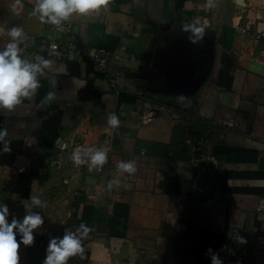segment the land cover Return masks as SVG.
I'll use <instances>...</instances> for the list:
<instances>
[{
	"label": "crops",
	"instance_id": "crops-1",
	"mask_svg": "<svg viewBox=\"0 0 264 264\" xmlns=\"http://www.w3.org/2000/svg\"><path fill=\"white\" fill-rule=\"evenodd\" d=\"M22 2L17 14L14 0H0V50L16 26L27 36L21 48L66 42L32 15L36 0ZM212 3L107 0L88 14H73L66 22L81 46L108 53L106 74L85 56L77 60V80L66 76L64 61L23 50L30 62L43 57L51 63L38 76L36 94L4 117L8 144L22 141L31 156L17 155L0 166V203L7 205L9 220L29 212L44 218L33 245L19 247L18 264H31L36 250L44 259L51 237L81 223L92 231L82 240L87 258L70 257L75 264H211L213 253L222 264L238 257L264 264V238L254 224L258 220L264 229V38L236 29L252 21L251 29L264 33V0ZM197 21L205 32L193 44L182 25ZM86 77L101 94L99 105L76 95ZM49 93L53 98L44 103ZM53 102L73 123L51 139L43 128L48 116L38 113ZM144 111L155 114L145 121ZM113 113L116 128L107 123ZM187 140L216 159L209 197L187 196L194 173ZM75 142L109 148L101 173L72 165ZM121 161H134L136 171H120ZM32 169L34 178L17 180ZM174 180L181 184L179 194L171 190ZM31 196L46 206L29 208ZM234 231L248 237L244 256L243 243L229 237Z\"/></svg>",
	"mask_w": 264,
	"mask_h": 264
},
{
	"label": "clouds",
	"instance_id": "clouds-1",
	"mask_svg": "<svg viewBox=\"0 0 264 264\" xmlns=\"http://www.w3.org/2000/svg\"><path fill=\"white\" fill-rule=\"evenodd\" d=\"M107 0H36L32 10L33 16H38L42 23L62 27L73 14L85 15L99 9ZM209 7L214 6L209 0ZM13 10L19 13L24 5L22 0H14ZM182 31L190 33L189 40L193 44L199 43L204 36L205 29L199 22H185ZM10 42L0 50V114L16 110L24 100L32 98L40 87L38 76L51 63L43 57H36V62H30L22 57L23 49L20 45L27 39L22 28L16 26L7 31ZM55 47V45H53ZM52 93L44 98V103L51 101ZM107 123L116 128L119 118L115 113L108 117ZM8 130L0 128V152H10L11 148L6 137ZM89 170L99 169L106 160L107 154L103 150L88 149ZM77 163L81 161L77 158ZM117 168L126 173L136 171L134 161H121ZM111 187V183L109 184ZM46 204L39 196L30 197L29 208L45 207ZM9 209L0 203V264H18V249L21 245L31 246L34 243V231L44 223V218L38 212H29L23 219L9 220ZM92 231L85 223H81L75 231L65 229L62 237H51L42 264H67L70 257L80 255L83 259L84 248L82 240ZM19 236V240H17ZM211 253V249H209ZM211 264H222L216 254H211Z\"/></svg>",
	"mask_w": 264,
	"mask_h": 264
},
{
	"label": "built area",
	"instance_id": "built-area-1",
	"mask_svg": "<svg viewBox=\"0 0 264 264\" xmlns=\"http://www.w3.org/2000/svg\"><path fill=\"white\" fill-rule=\"evenodd\" d=\"M47 27L59 34L62 37H65L67 40L63 44L57 41H44L36 43L34 46H30L28 43L22 46V49L25 51H33L39 54H42L49 58H55L59 61H71L78 60L85 56L89 57L95 70L98 73L106 74L107 66L109 63L108 53L102 49H85L81 46L79 41L73 36V25L64 22L62 27H57L51 24L46 23ZM253 22L250 21L249 25L247 23H242L236 29L239 33L247 34L254 40H260L264 38V33H258L251 29ZM55 45V47H53ZM146 105H148L146 103ZM148 110V109H147ZM155 111H144L142 114V119L149 121L153 118ZM186 144L191 148L190 151V163L194 168V173L189 181L187 188V196L192 199H200L209 197L214 190L216 184V159L214 156L201 144L197 143L194 140H187ZM88 149L93 150H103L105 152L109 151V148L102 149L94 145H83L79 142H75L70 147V158L71 163L74 167H88L87 161L89 160ZM79 159L81 162L77 163L76 159ZM103 170L102 166L99 169H96L98 173H101ZM230 239L239 240L243 243L241 250V256L245 255L247 251V241L248 237L241 232H232L229 234ZM243 258V257H241ZM233 264H246L243 259L239 257L233 262Z\"/></svg>",
	"mask_w": 264,
	"mask_h": 264
},
{
	"label": "trees",
	"instance_id": "trees-1",
	"mask_svg": "<svg viewBox=\"0 0 264 264\" xmlns=\"http://www.w3.org/2000/svg\"><path fill=\"white\" fill-rule=\"evenodd\" d=\"M179 1H184V0H179ZM63 66H65L67 77L71 76L72 78L79 80L80 71H79V62L77 60L66 61L65 63H63ZM55 71L56 70H52L51 73L54 74ZM81 82L83 83V85L81 89L76 93L78 99L81 101H89V102L99 105L101 102V94L93 89L92 87L93 80L86 77V79L81 80ZM57 105L58 103H55V102H53L51 105L48 104L47 110L44 113H38L39 116L41 117L44 115L48 116L47 119L43 122V128H45L48 136L51 139H54L62 128H64L65 126H71L73 123L69 119L67 112H62L61 110H59ZM49 112H53V113L49 115ZM9 113H14V111L12 112L5 111L3 112V114H0V128H4V117L6 114H9ZM9 145L11 148L10 152H0V166L11 165L15 156L17 155L22 154L24 156H31L29 152L27 151V149L24 148L22 141H13L9 143ZM189 150L191 151L190 147H189ZM35 173H36V170L32 169L31 172L29 173L20 174L17 180L22 181L21 178H24V179L27 178L31 180L32 178L35 177ZM170 187L174 193L179 194L181 192V184L176 180L171 181ZM222 188L223 190H228L224 187ZM254 224L257 225L256 235L264 238V229L260 228V224L258 220H255ZM86 258H87V254L85 255L84 259Z\"/></svg>",
	"mask_w": 264,
	"mask_h": 264
},
{
	"label": "rangeland",
	"instance_id": "rangeland-1",
	"mask_svg": "<svg viewBox=\"0 0 264 264\" xmlns=\"http://www.w3.org/2000/svg\"><path fill=\"white\" fill-rule=\"evenodd\" d=\"M190 181V180H189ZM33 260H31V264H42L43 260L41 258V253H39L37 250L33 251ZM76 263V258H69L67 264H75Z\"/></svg>",
	"mask_w": 264,
	"mask_h": 264
}]
</instances>
